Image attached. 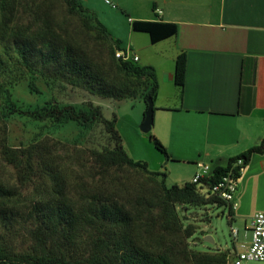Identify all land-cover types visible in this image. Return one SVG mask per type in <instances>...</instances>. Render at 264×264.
Instances as JSON below:
<instances>
[{"label": "trees", "instance_id": "1", "mask_svg": "<svg viewBox=\"0 0 264 264\" xmlns=\"http://www.w3.org/2000/svg\"><path fill=\"white\" fill-rule=\"evenodd\" d=\"M78 1L74 0V4L95 20L110 41L112 52L123 49L120 40L111 37L96 13ZM14 4L15 0H0V75L10 73L18 80L24 76L25 70L34 73L40 67L52 66L72 84L94 88L104 97L114 96L119 98L117 100L131 97L146 102L148 95L154 96L158 83L152 66H140L136 61L117 58L120 71L145 77L149 82L143 95L135 91L128 93L124 88L109 83L104 72L87 57L85 51L49 25L32 34L19 26L11 30L17 12ZM131 25L135 31L148 33L153 43L177 32L174 22L132 20ZM185 74L186 55L182 52L176 58L174 74L175 83L180 87L184 84ZM10 82L12 80L0 81V111ZM27 113L37 120L49 119L56 125L69 122L84 127L101 125L109 142L86 150L89 165L85 163L82 168L89 177L76 190H70L67 184L76 181L70 178L71 164L64 159L58 161L52 157L54 153L49 152L48 159L40 162L41 175L47 179L46 188L36 199L26 197L22 190L32 186L37 175L38 144L29 143L16 148L18 152L10 145L2 146L4 159L16 169V182L11 184L0 180V227L3 228L0 233V264H175L166 253L148 248L144 243L146 240L138 234L139 229L150 221L149 215H144L145 209L152 213L154 206L151 202L169 205L170 213H173L176 203L225 205L211 193L213 183L237 158H243L246 166L254 152L264 151L263 137L259 144L230 158L226 166H214L212 173L199 182L168 186L165 170H151L147 161L134 159L128 153L117 128L115 112L107 117L100 105L89 100L80 105L54 101ZM148 139L165 157H169L167 148L158 137L148 133ZM123 166L160 179L161 200L150 197L151 200L146 202V192L136 195L137 187L131 191L127 186L121 188L120 178L112 177L111 173ZM201 188H207L209 193H202ZM117 192L125 197L121 198ZM165 216L156 219L154 224L164 222ZM20 229H26L25 247L21 242L20 246L16 244Z\"/></svg>", "mask_w": 264, "mask_h": 264}, {"label": "rangeland", "instance_id": "2", "mask_svg": "<svg viewBox=\"0 0 264 264\" xmlns=\"http://www.w3.org/2000/svg\"><path fill=\"white\" fill-rule=\"evenodd\" d=\"M74 3V0H15L17 12L11 30L19 26L32 34L49 25L59 35L85 51L87 57L104 72L109 83L124 88L128 93H146L148 79L126 75L118 69V57L116 51L112 52L110 41L100 31L91 15L80 10ZM77 3L92 9L107 27L111 37L120 40V45L129 47L130 42L134 44V35H139L142 40L143 37L149 40L147 33L134 31L131 25V18L147 11L143 5H138L146 3L144 0H133L129 3H120L117 0H80ZM135 45L132 47L134 50ZM136 63L140 65L139 62ZM5 79L12 82L6 87L8 90L4 93L0 111V180L9 181L11 184L16 182V169L4 159L2 146L10 145L18 152L16 148L36 142L40 153L36 161L37 175L32 186L22 190L23 195L31 199L38 198L46 188L47 179L41 175L43 170L40 162L48 159L49 152H53L52 157L58 161L64 159L71 164L70 178L76 181L67 184L70 190H76L89 177L82 168L85 163L89 165L86 162V150L107 144L109 140L101 125L84 127L75 122L56 125L49 119L33 118L27 113L28 110L41 108L54 101L80 105L90 100L100 105L107 117L114 112L121 115L123 126L131 115L143 114L146 107L143 99L127 97L117 100L119 98L114 96L99 95L94 88L74 85L61 77L52 66L40 67L34 73L25 70L24 76L18 80L13 74H1L0 81ZM139 131L146 134L141 129ZM150 145L152 151L164 155L153 143ZM126 148H130L129 143ZM190 169H193V164L173 162L171 168H165L166 185L191 181ZM111 175L120 178L121 188L127 186L131 191L137 187L139 191L136 195L146 192V202L151 200L150 197H154L156 201L161 200L160 179L128 166L120 167ZM200 191L209 193L207 188H201ZM117 194L121 198L125 197L119 192ZM236 201L238 216L234 218V212L230 217L226 205L222 204L204 206L176 203L173 213H170L169 205L151 202L154 206L152 213L147 208L144 211L145 216L149 215L150 221H147V226L143 229H139L138 234L146 240L144 243L148 248L166 253L175 264H232L235 246H244L251 241L252 219L249 214L254 209L245 196H238ZM164 216V222L154 224L156 219ZM1 232L3 228L0 227ZM17 236V246L21 242V246L25 247L26 229H20ZM205 236L210 238L205 240Z\"/></svg>", "mask_w": 264, "mask_h": 264}, {"label": "crops", "instance_id": "3", "mask_svg": "<svg viewBox=\"0 0 264 264\" xmlns=\"http://www.w3.org/2000/svg\"><path fill=\"white\" fill-rule=\"evenodd\" d=\"M144 1L138 5L147 11L131 19L174 22L177 32L155 43L148 33L149 40L134 35L138 41L121 46L138 56L140 66L155 70L158 87L149 133L165 145L169 157L152 151L148 133L139 131L146 107L123 126L117 115V128L134 159L147 161L154 171L171 168L173 162L193 164V179L197 162L226 166L264 137V0ZM182 52L186 74L180 87L174 74ZM238 196L252 204L251 219L264 211V151L251 155L238 181ZM249 243L236 245L234 251Z\"/></svg>", "mask_w": 264, "mask_h": 264}, {"label": "built area", "instance_id": "4", "mask_svg": "<svg viewBox=\"0 0 264 264\" xmlns=\"http://www.w3.org/2000/svg\"><path fill=\"white\" fill-rule=\"evenodd\" d=\"M157 12L161 13V10L157 9ZM116 56L123 60H138V56L129 49L116 50ZM197 167L198 171L193 176L192 182H199L202 178L209 176L214 169L213 165L202 161L197 162ZM244 169V159L237 158L210 189L212 194L225 203L230 217L237 207V185ZM251 235L250 243L245 248L235 251L232 264H252L254 262L264 264V211L257 212L253 216Z\"/></svg>", "mask_w": 264, "mask_h": 264}, {"label": "water", "instance_id": "5", "mask_svg": "<svg viewBox=\"0 0 264 264\" xmlns=\"http://www.w3.org/2000/svg\"><path fill=\"white\" fill-rule=\"evenodd\" d=\"M147 109L145 111V117L143 122L140 125V129L144 133H149L153 124V114H154V103L153 97L150 95L146 98ZM210 237L205 236V240H208Z\"/></svg>", "mask_w": 264, "mask_h": 264}]
</instances>
